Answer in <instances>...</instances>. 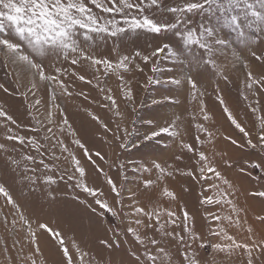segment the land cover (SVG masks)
Here are the masks:
<instances>
[{
  "label": "rangeland",
  "instance_id": "374dc122",
  "mask_svg": "<svg viewBox=\"0 0 264 264\" xmlns=\"http://www.w3.org/2000/svg\"><path fill=\"white\" fill-rule=\"evenodd\" d=\"M88 3L95 14L105 19L114 18L113 14L95 8L90 0ZM161 3L159 9H146V13L163 21L173 18L167 9L181 5L183 0H161ZM226 14L215 5L206 6L202 12L183 14L192 22V27H199L201 31L213 28L227 42V47L216 52L213 57L223 69L222 75L211 65H205L200 58H207V54L196 46L185 45L182 37L176 35V30L161 33L143 29L128 30L116 37L106 33H89L90 38L85 39V30L78 28L76 39L91 55L110 59H116L117 54L128 55L133 58L131 71L124 74L121 82L115 75L106 77L103 70L96 72L95 66L89 61L82 59L78 65L73 66L63 59L62 54L58 56L49 53L43 58L45 69L49 74L52 73L50 65L66 69L68 74L61 76V79L70 93L62 94L57 89L53 100L51 86L40 83L37 90H32L30 70L22 64L12 63L5 53L0 52V85L3 86L0 87V107L17 121V125L12 126L14 130L24 136H36L42 144L47 145L48 151L42 158L50 166L45 169L39 163L40 154L29 145L4 139L6 131L0 127V143L5 144L7 149L0 151V184L4 185L24 214L31 219L47 264H55L59 253L56 243L46 232L36 227L37 222L47 223L60 230L69 245L74 239L102 264H108L109 260L114 264H135L130 252L140 246L133 243L130 234L125 237L123 232L129 226L128 221L134 217H125L124 214L131 212L133 197L138 206L145 207L150 203V195L159 196L163 207H171L177 212L180 217L177 220L179 226L169 224L167 230L184 235L192 245L186 249L185 245L171 237L149 232L148 235H154L161 246L171 253L173 264H184L182 253L185 250L189 256L195 253L201 264H213V261L215 264H246V254L239 250L228 258L210 247L218 242L209 234V228L216 229L217 222L211 220L208 213L236 215L227 205L221 208L220 205L201 203L203 196H215V190H209L210 184L216 182L224 187L223 182L214 181V178L207 182L193 180L182 174L196 167L197 158L181 147V141L204 151L232 185L231 199L241 223L230 227V234L241 241L248 240L250 235L257 240L264 238V224L256 219L264 215V198L254 195L264 191V174L250 168L252 162L264 161V151L259 147H250L247 138L231 124L223 111L227 106L238 122L251 133L253 143H257V133L260 131L257 118L264 115V88L258 85L249 88L247 72L251 70L257 78L264 76V59L256 58L264 57V25L254 23L251 27H244V34L241 35L240 30L234 26L225 25ZM115 18H119L118 14ZM179 27L183 28V25ZM0 38H11L21 43L25 50L31 51L27 41L16 36L11 26H6ZM165 44L171 45L175 54L164 51L151 56L157 47ZM136 52H140L141 56L149 55L150 60L145 63L141 57H135ZM253 53L256 55L253 56ZM154 66L158 69L155 72ZM80 75L85 76L86 80L81 81L78 78ZM188 76L196 82L195 89L187 82ZM223 76H227V81ZM173 78L179 79L180 84L171 83ZM125 85L132 89L131 100L126 98ZM106 89L111 92L103 91ZM106 95L114 96L116 105H111ZM219 98L224 100L223 105ZM35 99H40L41 103L36 105ZM250 106L256 107L258 111L254 114ZM201 108L209 116L208 121H203ZM49 111L52 113L51 125L47 124ZM93 116L99 117V120L93 119ZM65 118L68 120L67 126L63 125ZM37 120L42 121V124L38 125ZM201 122L213 133L211 138L195 127ZM104 124H107V130ZM171 124H175V128L169 133H161L150 140L143 139L147 133ZM49 126L54 130L55 139L45 142L44 128ZM197 136L201 137L202 145L196 142ZM226 137H231L238 144L233 145ZM56 139H63L69 149L68 153H62L57 146L55 155L59 159H54L52 155L51 145ZM76 139L92 154L94 163L73 142ZM121 144L125 147H121ZM96 152H100L102 158L97 157ZM69 153L79 159L85 169L84 177L75 171ZM25 154L36 156L37 163L33 165L24 161L22 157ZM178 156L182 159L177 160ZM12 160L19 161V165L13 164ZM153 161L168 166L167 171L172 175L160 178L159 171L152 167ZM26 164L36 168L35 176L39 178L36 184L26 179L33 175L25 170ZM145 168L151 170L145 171ZM249 171L252 176L247 174ZM48 175L54 177V183L45 182ZM257 176L259 179L254 178ZM108 177L115 181L120 190L119 197L107 183ZM149 179L153 185L145 188L144 181ZM77 183L99 189L100 195L95 198L105 200L119 215L113 216L97 206L95 198L83 192L81 187H76ZM165 187L175 192L177 201L170 204V198L161 195ZM118 199L122 204L117 203ZM181 208L189 212L187 225L190 232L202 236L209 246L201 248L199 240L193 243L189 239V234L184 232ZM17 212L0 194V264H24L25 258L35 247L29 243L27 229H21L19 223L13 228L11 221L14 218L19 220ZM5 217L7 224L4 222ZM131 226L135 227L134 224ZM249 227L253 230L252 234L248 233ZM113 230L120 232L122 241L116 250L105 248L100 243L103 239L115 238ZM14 241L18 243L14 244ZM140 250L143 251V248ZM149 250H152L151 245ZM253 256L255 264H264V255L259 251L254 252Z\"/></svg>",
  "mask_w": 264,
  "mask_h": 264
},
{
  "label": "snow or ice",
  "instance_id": "6c2138e0",
  "mask_svg": "<svg viewBox=\"0 0 264 264\" xmlns=\"http://www.w3.org/2000/svg\"><path fill=\"white\" fill-rule=\"evenodd\" d=\"M91 5L95 8L100 9L103 13L113 14L114 18L105 19L102 16L95 14L92 8L89 7L88 0H0V33L5 31L6 26H11L15 31L16 36L21 40L27 41V44L31 51L25 50L21 43L15 42L11 38H0V52L5 53L12 63H19L26 66L31 72V89L37 90L40 83L51 86L53 90V100L55 99V92L57 89L62 94H69L67 85L61 76L67 75V70L61 67H52V73L49 74L45 69L43 58L47 57L49 53L56 55H63L65 61H69L71 65L75 66L80 61L86 60L90 64L95 66V71L100 72L103 70V74L107 77L109 75H115L118 80L123 82L124 74L131 71L130 64L132 57L128 55L117 54L116 59H110L108 57H96L91 55L84 47L81 46L80 42L76 39L77 29L85 30L84 37L89 39V33H106L112 37H116L121 33H125L128 30H147L152 33H161L176 30V35L181 36L185 45L196 46L202 49L206 54L207 58H200L203 60L205 65H211V67L218 73H223V69L217 64L214 54L221 49L227 47V42L218 36L216 30L213 28H205L203 31L199 27H192V22L189 21L185 15L186 13H198L205 10L206 6L211 7L217 6L221 12H226L224 17L225 25L234 26L240 30L241 35L244 34V27H251L254 23L258 25H264V0H183V3L179 6H173L167 9L168 12L173 14L172 19H165L163 21L153 18L152 15L146 13V9L156 8L159 9L162 6L161 0H90ZM259 5V8H257ZM181 15H177V14ZM118 14L119 18H115ZM103 21V22H101ZM183 25V28L179 26ZM164 51H169L175 54L171 45L165 44L162 47H157L151 56L159 55ZM256 54L253 53V56ZM135 57H141L142 60L147 63L150 60L149 55L141 56L140 52L135 53ZM257 59H264V57H256ZM39 61V62H38ZM138 70L139 65L135 66ZM245 67H248L245 64ZM156 66L153 67V71H157ZM81 81L86 80V77L80 75L78 77ZM187 82L195 89L196 82L188 76ZM223 79L227 81V76H223ZM247 79L250 81L248 84L249 88L253 85H258L264 88V76L259 78L255 77L251 70L247 72ZM39 82V83H38ZM91 83V81H88ZM173 84H180L179 79L173 78L171 81ZM0 87H3L0 85ZM106 93H110V89L103 90ZM131 87L125 85V95L128 100L132 99ZM83 95V93H81ZM106 99L111 105H116V100L112 95H106ZM220 103L223 105L225 102L222 98ZM247 99V97H245ZM40 99H35V104L39 105ZM58 107V105H54ZM252 107V112L255 114L258 109ZM228 120L231 124L247 138V144L252 148L259 147L264 151V115L259 116L257 119L260 121V131L257 133L258 141L253 143L251 139V133L244 127L232 111L225 106L223 108ZM203 114V121H208L209 116L206 114L205 109L201 108ZM52 113L49 111L47 124L51 125L53 121L50 119ZM93 119L99 120V117L93 116ZM151 123V121H149ZM37 124H42V121L37 120ZM17 121L7 113L5 109L0 107V127H3L6 131L4 139L9 141H15L20 145H29L35 152L39 153L41 159L39 163L45 168L49 169V165L43 160V155L48 151L46 144H42L36 136H24L19 134L14 127ZM63 125H68V120L63 119ZM103 127L107 130V124ZM195 127L203 133L206 137L211 138L213 133L205 126V123L201 122ZM175 128V124H171L166 127H161L157 131H151L144 136V140H150L154 137L159 136L161 133H169L170 130ZM30 131H36L29 129ZM45 136L43 140L48 142L55 139V133L52 127H45ZM63 133V127L60 129ZM196 142L203 144L200 136H197ZM230 140L233 145H237L238 142L231 137H226ZM78 147L84 150L85 156L92 161V154L84 144L76 139L73 141ZM59 146L62 153H68V145H66L63 139H56L55 143L51 145L53 152V158L59 159L55 155V148ZM121 147H125L121 144ZM181 147L186 149L189 153L196 156V167L189 168L186 172L182 173L191 177L193 180H201L207 182L210 178H214V181H222L223 186L219 183H212L209 185V190H215V196L206 195L202 197L201 203L203 204H215L220 205L223 208L224 205L229 206L231 212L236 214L221 215L218 213H208L211 220L217 222L216 229L209 228V234L218 240L217 243L211 244L210 247L218 253H224L226 257L230 258L234 255L237 250L246 254V264H255L253 256L254 252L259 251L261 255H264V238L255 239L253 235H250L248 240H238L236 236L230 234L229 228L241 223L238 210L235 206L234 201L231 199V187L230 182L224 178L217 167L209 159L204 151H200L195 148L192 144H185L181 141ZM0 151H7L5 144L0 143ZM72 162L75 165V171L80 174V177L85 176V169L81 166L79 159L69 153ZM97 157H101L100 152H96ZM102 158V157H101ZM22 159L31 164L37 163V157L31 154H25ZM177 160H181L182 157H176ZM13 164L19 165V161L12 160ZM231 166V165H229ZM152 167L159 171L160 178L172 175L171 172L167 171L168 166H163L159 162L153 161ZM250 168L253 170H259L261 174H264V161L252 162ZM25 170L33 173V175L27 176L26 179L31 181L33 184L38 182V177L35 176L36 168L30 167L28 164L25 165ZM145 171L151 169L145 168ZM102 172L103 170L100 169ZM176 171H179L177 169ZM244 171V169H241ZM252 176V172L247 173ZM71 179V177H69ZM259 179V176L254 177ZM46 183H54V177L48 175L45 177ZM107 183L111 186L112 192L119 197L120 190L117 188L115 181L111 178H107ZM145 188L153 185L152 180L144 181ZM76 187H81L82 191L93 196L94 198L100 195V191L97 188L89 187L87 184L77 183ZM0 194L6 198L7 204L11 205L14 209H17V215L19 220L14 218L11 221L13 228H16L19 223L21 229H27L29 243L35 245L34 249L25 258L24 264H47L46 258L43 257L41 248L39 245L37 233L33 231L32 221L29 217L24 214L23 209L17 204L9 192L6 190L4 185L0 184ZM162 196L170 198L169 203L178 200L177 195L174 191L168 188L162 189ZM254 195L264 198V191H258ZM218 197V198H217ZM149 205L140 207L135 202L131 205V212L125 213V217H134L128 221V225L123 229L124 236L127 237L129 234L133 238V243L140 247H134L130 255L133 258L135 264H173L172 255L166 250L165 247L161 246V242L155 238L154 235H148L149 232H159L163 237H171L181 245H185L186 249L191 248V244L185 239V236L178 234L174 231H168L167 227L169 224L176 227L177 220L180 217L177 216V212L171 207H163L162 201L159 196L150 195L148 197ZM117 203L122 204L121 200H117ZM95 204L103 210H107L113 216H118L117 212L112 206H110L105 200L95 198ZM93 211H95L93 209ZM182 212V223L184 232L189 234V239L194 242L200 241V247L204 248L208 245V242L204 240L202 236L194 232H190L187 225L189 219V212L186 208H181ZM256 219L264 224V215H259ZM5 224L8 223L7 217L4 218ZM132 224L135 227L131 226ZM36 227L46 232L48 236L56 243L57 250L59 253V259L55 261V264H102L101 261H97L95 257L77 243L74 239L69 245L60 230L49 226L47 223L37 222ZM140 229H143L141 232ZM248 233L252 234L253 230L251 227L248 228ZM113 236L115 238H107L100 241L101 245L105 248L116 250L121 246L120 232L113 230ZM18 243V241L13 242ZM149 245L152 246V250H149ZM143 248V251L140 248ZM184 264H201V261L196 258L195 253L192 256L188 255L187 250L182 253ZM108 264H114L113 261L109 260ZM213 264L215 262L213 261Z\"/></svg>",
  "mask_w": 264,
  "mask_h": 264
}]
</instances>
